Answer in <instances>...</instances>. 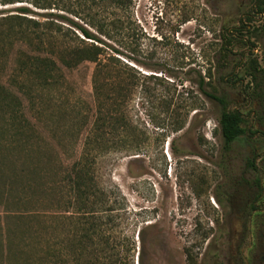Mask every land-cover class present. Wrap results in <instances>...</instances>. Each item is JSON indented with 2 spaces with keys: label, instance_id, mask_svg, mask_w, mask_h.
Returning <instances> with one entry per match:
<instances>
[{
  "label": "rangeland",
  "instance_id": "rangeland-1",
  "mask_svg": "<svg viewBox=\"0 0 264 264\" xmlns=\"http://www.w3.org/2000/svg\"><path fill=\"white\" fill-rule=\"evenodd\" d=\"M253 5L254 0H127L122 7H92L105 22L119 19V27L101 39L117 58L119 74L132 79L119 111L128 125L114 134L107 129L105 151L95 159L98 182L118 186L130 209L114 235L116 242L131 243V264L141 250L147 264H188L185 249L195 253V264H264V193L255 182L264 175V128L257 117L264 110V97L258 96L264 72L248 73L254 66L264 69V31L256 30ZM49 11L82 25L88 18L81 11ZM92 68L87 62L70 73L84 101L77 105L81 110L93 104ZM200 79L203 89L223 95L227 108L243 115L246 133L227 151L217 124L221 106L199 90ZM75 93L56 91L54 117L75 103ZM130 130L135 146L123 138Z\"/></svg>",
  "mask_w": 264,
  "mask_h": 264
},
{
  "label": "trees",
  "instance_id": "trees-1",
  "mask_svg": "<svg viewBox=\"0 0 264 264\" xmlns=\"http://www.w3.org/2000/svg\"><path fill=\"white\" fill-rule=\"evenodd\" d=\"M126 3L0 0V264H131V243L126 238L116 242L114 235L126 225L130 209L118 186L98 182L95 159L105 151L107 129L114 134L128 125L119 111L132 79L119 74L117 58L101 39L110 37L119 19L105 22L91 12L93 6ZM253 8L259 16L256 30L264 31V0H254ZM49 9L86 12L88 18L82 25ZM87 62L93 63V104L81 110L77 105L84 101L75 93L70 73ZM253 72L264 69L254 66L249 76ZM202 82L199 90L221 106L217 124L227 151L246 133L243 115L228 109L223 95L203 89ZM60 89L74 92L75 103L54 117L52 97ZM258 96L264 97V88ZM257 117L264 128V110ZM129 132L123 138L135 146ZM246 163L258 169L249 156ZM255 182L264 193V175L259 173ZM137 235L145 244L140 229ZM184 253L188 264L196 263L195 253ZM137 264H147L143 250Z\"/></svg>",
  "mask_w": 264,
  "mask_h": 264
},
{
  "label": "water",
  "instance_id": "water-1",
  "mask_svg": "<svg viewBox=\"0 0 264 264\" xmlns=\"http://www.w3.org/2000/svg\"><path fill=\"white\" fill-rule=\"evenodd\" d=\"M137 264V263H136Z\"/></svg>",
  "mask_w": 264,
  "mask_h": 264
}]
</instances>
